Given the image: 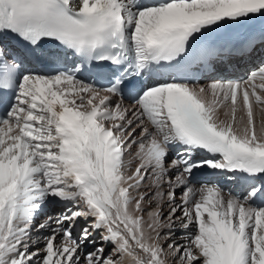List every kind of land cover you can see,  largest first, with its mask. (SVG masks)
Returning <instances> with one entry per match:
<instances>
[{
    "label": "snow or ice",
    "instance_id": "snow-or-ice-1",
    "mask_svg": "<svg viewBox=\"0 0 264 264\" xmlns=\"http://www.w3.org/2000/svg\"><path fill=\"white\" fill-rule=\"evenodd\" d=\"M0 264H264V0H0Z\"/></svg>",
    "mask_w": 264,
    "mask_h": 264
},
{
    "label": "bare ground",
    "instance_id": "bare-ground-1",
    "mask_svg": "<svg viewBox=\"0 0 264 264\" xmlns=\"http://www.w3.org/2000/svg\"><path fill=\"white\" fill-rule=\"evenodd\" d=\"M233 63L235 64V69H236L235 71L228 72L227 74L219 73L215 77L210 76L207 79L200 81L199 83L206 85V84L211 83L212 79H221V78L229 79V80H233V81H246L249 78L250 73L254 72L258 69L260 61H259V59H255L251 62L243 61V60H236V61H233ZM125 104L128 105L131 103H125ZM138 133H139V129H137V134ZM203 179L204 178L197 179V180L203 181ZM194 180H196L195 177H194ZM180 195H181V190L177 189L176 190L177 202H179ZM46 207H48V205ZM46 207L44 208L43 213H41L42 216L40 215L38 217V220H43L45 214H49V215L53 214V213L48 212ZM59 211H60V208L57 207L54 214L58 213ZM166 214H167V208H165V215ZM177 215H180V213L178 212ZM81 226H82V221H81L80 225H78L77 228L74 229V235L79 231V228ZM42 234L46 235V233H44V232ZM181 237H182V232L177 231L173 238L175 239L177 244H181L184 242V240ZM169 260L172 261L171 255H169Z\"/></svg>",
    "mask_w": 264,
    "mask_h": 264
},
{
    "label": "rangeland",
    "instance_id": "rangeland-1",
    "mask_svg": "<svg viewBox=\"0 0 264 264\" xmlns=\"http://www.w3.org/2000/svg\"><path fill=\"white\" fill-rule=\"evenodd\" d=\"M231 72V70L229 71ZM58 206L53 205V204H49L47 208V211L50 213H55L56 209ZM42 216V215H41ZM82 226H83V221H82ZM44 233H46V235L48 234L47 231H45ZM100 235L101 233H94V239L96 241V246H100L102 244V241L100 240ZM91 245L88 246V250H91ZM165 248H167V245H165ZM110 251V246H106V252Z\"/></svg>",
    "mask_w": 264,
    "mask_h": 264
}]
</instances>
